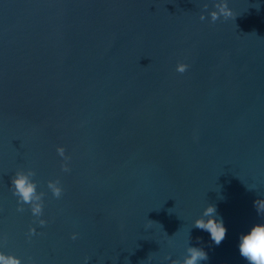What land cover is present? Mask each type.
Masks as SVG:
<instances>
[{"label":"water","instance_id":"water-1","mask_svg":"<svg viewBox=\"0 0 264 264\" xmlns=\"http://www.w3.org/2000/svg\"><path fill=\"white\" fill-rule=\"evenodd\" d=\"M206 4L0 0V248L25 264H170L191 244L201 264H247L237 236L264 219V0H229L235 20L215 22ZM19 167L46 192L31 236ZM208 203L219 246L193 226Z\"/></svg>","mask_w":264,"mask_h":264},{"label":"clouds","instance_id":"clouds-1","mask_svg":"<svg viewBox=\"0 0 264 264\" xmlns=\"http://www.w3.org/2000/svg\"><path fill=\"white\" fill-rule=\"evenodd\" d=\"M213 5L211 9L208 8L207 4L205 5L207 12L206 14H201V20H205L209 16L213 22L221 18L235 20L238 15L229 6V0H213ZM188 68L189 64L185 62L181 61L176 64L177 72L184 73ZM56 151L63 158L61 163L62 171L65 173L70 172V157L66 154L65 147L57 145ZM35 175L36 173L33 169L19 167L10 178L13 195L17 197L18 210L22 212L27 206L34 218V224L28 229L30 236L36 234V224L40 226L48 224V219L44 215V197L46 192L41 189L38 182L34 179ZM47 189L57 199L61 198L64 193V187L59 178L49 179L47 181ZM252 189L249 188V190ZM253 203L257 209L258 216H264V197H258ZM193 226L206 232L216 246H219L224 241L228 233V227L215 203H208L203 208L202 213L195 218ZM77 237L78 233L73 232L72 239L75 240ZM237 246L239 254L246 260L247 264H264V219L255 221L242 230L237 236ZM164 259L169 260L170 264H201V262L207 261L209 256L204 247L187 244L182 259H172L170 254ZM0 264H25V262L19 255L6 252L0 248Z\"/></svg>","mask_w":264,"mask_h":264}]
</instances>
